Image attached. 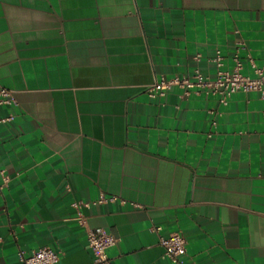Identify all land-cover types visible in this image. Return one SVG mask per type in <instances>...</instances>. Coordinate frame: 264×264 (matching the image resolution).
<instances>
[{
  "label": "crops",
  "instance_id": "0c3cea01",
  "mask_svg": "<svg viewBox=\"0 0 264 264\" xmlns=\"http://www.w3.org/2000/svg\"><path fill=\"white\" fill-rule=\"evenodd\" d=\"M238 43L243 74L264 68V0H0V264L42 247L90 264L72 201L117 239L111 264H172L151 227L194 264H264V99L146 94L213 76L215 51L230 69Z\"/></svg>",
  "mask_w": 264,
  "mask_h": 264
},
{
  "label": "built area",
  "instance_id": "2783aa9c",
  "mask_svg": "<svg viewBox=\"0 0 264 264\" xmlns=\"http://www.w3.org/2000/svg\"><path fill=\"white\" fill-rule=\"evenodd\" d=\"M242 45V43L237 44L236 50L231 56L232 67L230 69L223 68L224 57L219 51H215L213 58L206 59L207 62L215 66L213 76L204 75L198 67H195L189 75L173 76L171 78L161 75L146 87L147 96L150 99L163 97L171 88L177 87L180 90V98H187L191 94L213 95L217 97L218 103L222 106H226L230 97L237 92H257L264 99V68L258 67L248 55L246 57L247 65L252 74L242 73L243 63L238 55L239 46ZM193 59L198 62L201 59V55L196 53ZM15 105L16 101L13 91L0 86V108H10ZM209 112L213 113V111ZM12 119V114L7 116L0 114V124L9 122ZM211 125L215 128L216 121L212 120ZM207 136L210 137L211 133H208ZM9 182L10 177L0 168V194ZM108 200L115 201L116 197H101L98 201L104 202ZM70 206L75 210V222L85 229L87 246L93 254L90 264H111L106 250L114 246L117 239L102 229L88 227L85 214L82 211L83 208L87 207V203L72 201ZM150 230L157 234L158 244L163 248V256L172 264H194L186 259V241L180 232L161 235L159 234L160 227H151ZM17 256L21 264H56L59 259L58 253L47 247L33 250L27 254L19 251Z\"/></svg>",
  "mask_w": 264,
  "mask_h": 264
}]
</instances>
